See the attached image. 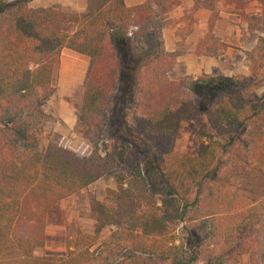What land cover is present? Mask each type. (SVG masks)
I'll return each instance as SVG.
<instances>
[{
  "label": "trees",
  "instance_id": "obj_1",
  "mask_svg": "<svg viewBox=\"0 0 264 264\" xmlns=\"http://www.w3.org/2000/svg\"><path fill=\"white\" fill-rule=\"evenodd\" d=\"M194 52L216 57L213 3ZM238 6L242 0H223ZM0 0V261L12 264H264V96L244 109L242 78L201 73L169 79L163 22L151 6L85 0L82 12ZM72 21L76 29L59 26ZM264 25V3L248 30ZM62 48L90 59L76 118L86 155L44 129L42 103ZM244 54L264 80V37ZM118 97L131 105L103 146L106 114ZM194 119L196 148L173 153L179 124ZM124 130V134H122ZM127 133V134H126ZM44 139L42 151L36 150ZM134 141L138 162L115 175L101 201L88 196L90 234L65 237L61 256L33 255L47 209L124 161Z\"/></svg>",
  "mask_w": 264,
  "mask_h": 264
},
{
  "label": "rangeland",
  "instance_id": "obj_2",
  "mask_svg": "<svg viewBox=\"0 0 264 264\" xmlns=\"http://www.w3.org/2000/svg\"><path fill=\"white\" fill-rule=\"evenodd\" d=\"M27 1V5L37 3L35 0ZM262 3H264V0H242L237 7L231 3V7L228 8V10H233L235 13L239 14L240 21L242 20L245 22L247 28L248 22H254L256 16L260 13ZM244 9L251 14L247 18L242 16V11ZM254 31L255 33H253V30H248L249 33L245 38L246 40L249 39V42L253 40L255 36L256 38L258 36L264 37V25L260 31ZM75 60L77 61L76 65L74 64L68 68L57 64L53 72H51L50 84L54 88V93L53 96L51 95V97L47 98L42 103V109L44 113L48 115L44 129L50 131L51 134L57 138L62 147L73 150L77 155H86L90 151V146L81 136V130L77 124L76 113L85 84V76L86 73H88L91 61L87 58ZM63 73L65 74L62 75ZM232 74H236L237 77L242 78V82L238 84V87L244 101V109L246 112H249L250 105L264 96V80L260 77H251L248 70L244 74L236 72ZM66 89H70V92H64ZM130 111L131 105L129 103H125L118 97L113 99L108 114H106L107 128L112 129L104 133V144L100 146V151L107 145L106 139L113 134V131H118L124 121H126L123 115ZM197 126L198 123L194 121V119L182 121L179 124L175 136L169 143L170 151L173 153H191L195 150L196 141L194 134ZM122 132V134L125 133L124 130ZM128 141L130 142V140ZM44 145L45 140L42 139L36 150L42 151ZM143 155V151L139 148V145L135 141L133 143L130 142L129 150L124 154V161L121 164L110 169V171L81 189L78 193L69 194L51 205L47 209L43 220L41 233L42 245L34 249L33 255L35 257L61 256L64 253V241L66 236L74 234L76 230L90 234L92 226L89 216L88 196L91 195L98 201L103 200V196L107 190L115 189V175L124 172L125 169L134 162H138L141 170H143ZM0 264L12 263L10 261L1 260ZM237 264H248L247 256L245 254L240 255Z\"/></svg>",
  "mask_w": 264,
  "mask_h": 264
},
{
  "label": "crops",
  "instance_id": "obj_3",
  "mask_svg": "<svg viewBox=\"0 0 264 264\" xmlns=\"http://www.w3.org/2000/svg\"><path fill=\"white\" fill-rule=\"evenodd\" d=\"M37 3L29 4L36 7H50L62 12H82L85 8V0H35ZM127 7L137 4H147L156 12L157 19L163 22L161 38L165 54L173 59V64L166 76L169 79H177L182 76H195L206 73L212 76H231L232 73L244 74L247 71L245 58L242 51L249 50L255 43L246 40L249 33L246 23L240 21L239 14L228 10L231 3L217 0L213 3L214 22L211 33L214 39L227 44L216 57L196 54L194 47L198 39L204 35L210 11L193 4L192 0H122ZM243 17L251 14L244 9ZM255 15V13H254ZM60 30L66 34L76 29L72 21L62 23ZM253 33L255 31L253 30ZM252 41V42H251ZM87 58L75 53L71 49L62 48L59 53L58 65L70 67L76 65L75 59ZM88 59V58H87ZM76 61V62H75ZM63 73L62 75H64ZM57 91V90H56ZM64 92L69 93L70 89ZM54 93V92H53ZM53 96V94H52ZM51 97V96H50ZM49 98V97H48ZM45 108V107H44Z\"/></svg>",
  "mask_w": 264,
  "mask_h": 264
}]
</instances>
